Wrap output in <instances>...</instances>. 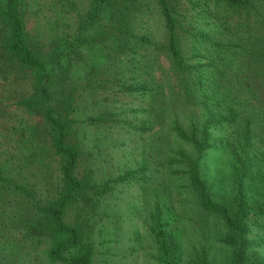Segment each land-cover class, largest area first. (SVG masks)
<instances>
[{
	"label": "trees",
	"instance_id": "obj_1",
	"mask_svg": "<svg viewBox=\"0 0 264 264\" xmlns=\"http://www.w3.org/2000/svg\"><path fill=\"white\" fill-rule=\"evenodd\" d=\"M53 6L56 21L42 31L26 0H0L4 154L16 143L31 151L25 169L38 165L48 173L56 166L54 183L34 184L13 178L15 162L0 163V198L29 205L14 224L22 246L6 258L0 249V264H94V217L114 188L95 182L86 164L76 119L82 109L88 126L148 132L159 157L166 136L175 137L181 148L165 159L222 221L228 264H264V0H91L85 11L79 0H53ZM248 68L251 84L243 80ZM127 74L112 91L109 84ZM213 153L210 184L201 159ZM151 217L161 264H177L159 203ZM46 242L49 248L34 254L31 246ZM213 255L204 249L194 264H217Z\"/></svg>",
	"mask_w": 264,
	"mask_h": 264
},
{
	"label": "rangeland",
	"instance_id": "obj_2",
	"mask_svg": "<svg viewBox=\"0 0 264 264\" xmlns=\"http://www.w3.org/2000/svg\"><path fill=\"white\" fill-rule=\"evenodd\" d=\"M26 1L34 27L42 31L50 28L57 15L53 0ZM90 1L79 0L82 11L89 7ZM129 76L127 74L116 86L109 84V87L112 91H118ZM254 76V70L248 68L243 80L245 83L250 81L251 84ZM129 106L126 104L124 108ZM85 112L82 109L76 119L80 127L79 138L83 143L86 164L94 169L95 182H109L114 188L102 199V207L94 217V264H161L157 244L150 229L151 211L158 203L177 264H194L193 258L199 257L204 249L215 254L213 256L217 258V264H228L229 259L221 243L222 221L203 209L199 195L190 185L188 177L176 175L165 159L170 150L181 148L178 140L166 136L165 145L169 149L166 147L159 157L154 152L157 139L154 141L148 132L138 133L122 124L114 123L91 127L84 121L87 115ZM131 115L129 111L127 116ZM180 118L181 123L186 122L182 120V115ZM186 124L187 122L185 127ZM8 142L0 133V163L5 160L9 164L15 162L13 166L17 169L12 171V175L17 182L54 183L55 164L48 173L43 172L38 165L32 171L29 167L25 169L31 151L28 152L14 143L11 152L4 154L3 145ZM214 158L213 153L204 154L201 159L202 175L210 184L214 181L213 169L209 164ZM144 166H147L145 172L141 170ZM130 172L135 174L136 179H122ZM11 202L0 198V249L5 258L12 257L18 247L22 246L21 236L14 224L29 209V205L24 202L25 206L21 201ZM36 246L41 249L36 250ZM31 248L35 254L49 248V244H33Z\"/></svg>",
	"mask_w": 264,
	"mask_h": 264
}]
</instances>
